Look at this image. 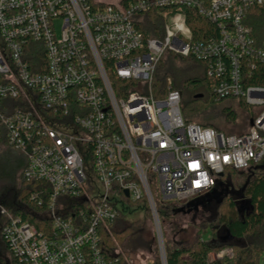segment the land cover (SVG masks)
<instances>
[{"label": "built area", "instance_id": "2783aa9c", "mask_svg": "<svg viewBox=\"0 0 264 264\" xmlns=\"http://www.w3.org/2000/svg\"><path fill=\"white\" fill-rule=\"evenodd\" d=\"M253 8H264V0H0V146L22 155L23 182L51 188L39 227L0 208L11 258L127 264L116 248L108 251L106 238L120 207L141 202L166 264L152 189L179 209L209 194L225 172L264 162V84L246 85L253 76L264 81V39L246 24ZM151 9L165 10L162 39L138 29ZM184 9L215 34L193 40ZM165 52L202 62L217 99L240 98L254 109L247 132L186 122L182 95L171 87L154 97L151 82ZM81 148L91 156L92 179ZM225 256L231 250L216 254Z\"/></svg>", "mask_w": 264, "mask_h": 264}, {"label": "trees", "instance_id": "16d2710c", "mask_svg": "<svg viewBox=\"0 0 264 264\" xmlns=\"http://www.w3.org/2000/svg\"><path fill=\"white\" fill-rule=\"evenodd\" d=\"M183 12L186 15L187 26L193 40L204 41L209 34H215L214 26L201 18L195 10L184 9ZM164 14V9H151L143 15V21L138 25V29L145 38H163L166 22ZM246 24L250 27L254 39L257 41L264 39V8H253L247 17ZM254 73L252 71L253 75ZM115 83L126 84L128 87L134 84L131 81L120 80H116ZM211 83L212 79L208 76L202 62L165 52L155 68L151 93L158 98L166 93L168 87H171L182 95L181 112L186 122H195L227 135L244 134L226 133L215 126L211 119L204 117V113L213 104L228 102L225 103L227 105L220 108V112L226 122L235 126L239 115L248 110L247 105L240 98L217 99L211 92ZM258 84H264V81L259 83L254 80V76L247 79V86ZM236 108L238 110H235ZM245 116L250 121V115L246 113ZM0 132L3 135V131ZM23 166L22 155L5 146H0V185L8 182L11 186L16 187L17 181L20 182V187L16 190L12 201V212L19 215L24 221L39 227L40 222L45 220L38 218V215L48 207L51 188L44 182H23L21 180ZM260 167H262L261 164L246 170L248 178L240 188L235 184V181L238 174L244 171L224 173L220 183H224L238 192L228 199H224L221 205L206 208L211 210V217L200 225L193 242L190 244L179 243L173 247H166L164 244L166 264H258L261 254L264 253V171L258 170ZM34 193L39 194L36 200L31 199V195ZM152 193L158 213L163 212V216L159 213L162 227V224L166 223L164 216L176 214L179 206L171 201L159 200L154 189H152ZM145 208L150 213L147 205ZM205 210L202 211L205 212ZM123 217L121 215L114 223L120 228L119 231H114L115 239L118 241H123L130 233L139 228V223L127 225ZM207 230L210 231V238L204 241L201 235ZM106 244L108 251L113 254L114 247L107 238ZM226 249L232 251L231 258L225 256L221 259H210V254ZM9 264L21 263L10 257ZM151 264H161L159 255Z\"/></svg>", "mask_w": 264, "mask_h": 264}, {"label": "rangeland", "instance_id": "374dc122", "mask_svg": "<svg viewBox=\"0 0 264 264\" xmlns=\"http://www.w3.org/2000/svg\"><path fill=\"white\" fill-rule=\"evenodd\" d=\"M113 1V0H110ZM57 33H59L60 22H55ZM225 103H215L213 104L205 113L204 117L211 119L215 126L220 128V130L230 133V134H241L247 132L249 128L248 119H246L245 114L248 113L252 116L254 109L248 108L247 112L239 115L238 122L233 126L232 123L226 122L220 112V108ZM235 110H238L237 108ZM183 116V115H182ZM184 118V117H183ZM248 118V117H247ZM251 118V117H249ZM195 123V122H191ZM197 124V123H196ZM14 152V151H13ZM81 155L83 157L84 168L86 175L89 178H93L92 174V160L87 149H80ZM19 154V153H18ZM21 155V154H20ZM264 163V162H262ZM258 170L264 171V164ZM248 171H244L238 174L235 184L238 188L242 187L247 181ZM20 187V182L17 181L16 187L10 185V183L5 182L0 185V208L5 209L8 212H12V201L14 199V194L16 190ZM120 211L123 214V218L126 224L139 223V228L130 233L123 241H118L115 236L114 231H119V225L114 224L111 227L112 237H110L111 244L116 250L121 253L122 259L127 264H151L155 260L156 256L159 255V249L157 245V233L153 224V219L151 213L148 209L143 206L141 202L131 203L125 207H120ZM163 216V212H159ZM211 217V210L206 209L205 212L200 210L197 213L184 214L176 213L174 215H166V223L162 224L161 234L162 240L166 247H173L179 243L190 244L196 238L198 234V228L202 223ZM4 216L0 214V230L4 223ZM114 233H113V232ZM202 240L206 241L210 238V231L207 230L201 235ZM164 246V247H165ZM158 249V250H157ZM230 250V249H226ZM216 254H210V259L215 260ZM232 255V251H231ZM227 257V256H226ZM232 257V256H231ZM228 257V258H231ZM10 255L6 249L0 236V263L9 264ZM258 264H264V253L261 254Z\"/></svg>", "mask_w": 264, "mask_h": 264}, {"label": "water", "instance_id": "95a60500", "mask_svg": "<svg viewBox=\"0 0 264 264\" xmlns=\"http://www.w3.org/2000/svg\"><path fill=\"white\" fill-rule=\"evenodd\" d=\"M251 124H252V122H251ZM219 176L221 177L222 174ZM228 194H229L228 188H225L224 191H222V192H218L215 189H213L209 194H207L204 197V201H206V202L215 201L216 206H219L222 204L223 198L226 197ZM202 203L203 202L197 201V200L190 201L184 207L177 209V213L189 214L192 209L194 211H196L198 206H200Z\"/></svg>", "mask_w": 264, "mask_h": 264}, {"label": "flooded vegetation", "instance_id": "af4514ba", "mask_svg": "<svg viewBox=\"0 0 264 264\" xmlns=\"http://www.w3.org/2000/svg\"><path fill=\"white\" fill-rule=\"evenodd\" d=\"M225 188H228L229 189V194L226 197H224L223 200L224 199H228L231 195H234V194H236L238 192V190L234 191L232 188H229L227 185L225 186V185H221V184H218L214 189L216 191H218V192H222V191H224ZM197 201H201L203 203L200 206H198V208H197L196 211H194L192 209L189 214H191V213H197L200 210H205L206 208H209V207H211L213 205H216L215 201L206 202V201H204V198L197 199Z\"/></svg>", "mask_w": 264, "mask_h": 264}]
</instances>
